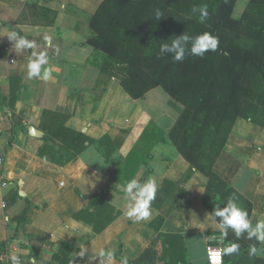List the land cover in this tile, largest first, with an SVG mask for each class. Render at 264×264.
<instances>
[{"label": "crops", "instance_id": "1", "mask_svg": "<svg viewBox=\"0 0 264 264\" xmlns=\"http://www.w3.org/2000/svg\"><path fill=\"white\" fill-rule=\"evenodd\" d=\"M102 1L0 0V264H11L13 254L24 264H61L53 255L65 242L78 249L67 250L73 264H101L99 256L93 257L100 249L114 254L105 264H121L122 258L132 264L156 236L152 222L160 217L162 232L182 234L190 264H209V247L221 237L220 222L203 201L209 178L168 138L182 107L170 96L164 98L165 107H158L157 87L133 99L119 78L109 79L90 62L94 48L86 44L93 36L89 20ZM13 31L35 40L37 48L16 51L8 36ZM45 34L52 36L46 66L51 78L29 80V58L45 49ZM56 115L66 116V127L97 142L87 141L69 162L41 156L44 144L54 150L62 145L59 139H45V127ZM31 126L44 136L31 135ZM146 129L153 135L160 129L165 138L151 141L133 177L143 181L153 176L156 196L164 187L167 193L159 206L152 202L148 220L136 222L124 214L121 170ZM230 131L214 171L252 202L250 220L255 224L264 219V126L238 118ZM106 135L116 146L108 157L113 144H98ZM3 181L8 185L2 187ZM12 190L19 193L13 203ZM104 190L101 200H95ZM109 217L112 221L98 231L96 221ZM83 248L84 256H75ZM258 249L264 258V244Z\"/></svg>", "mask_w": 264, "mask_h": 264}, {"label": "trees", "instance_id": "2", "mask_svg": "<svg viewBox=\"0 0 264 264\" xmlns=\"http://www.w3.org/2000/svg\"><path fill=\"white\" fill-rule=\"evenodd\" d=\"M236 2L103 0L90 17L93 36L86 44L94 48L90 62L109 79L119 78L133 99L144 98L149 90L162 87L173 102L181 105L180 115L168 138L192 167L209 178L204 204L212 213L216 204L224 207L227 199L235 195L250 219L252 202L214 171L238 118L264 126V0H250L239 18L233 15ZM202 3L208 5L210 14L203 23L197 19L198 14H192V8ZM156 9L164 15L159 20L154 19ZM204 31L219 37L216 52H206L203 58L187 56L182 62L173 61L169 53L158 56L161 44L171 43L184 32L195 36ZM15 96L12 92L11 103ZM66 119V116L59 118L56 115L45 127L46 141L59 139L61 147L54 150L46 143L40 148L41 156L50 157L57 163L74 159L87 147V141L97 142L66 127ZM161 138H165V133L160 129L155 135L148 129L140 135L121 170L125 175L120 181L122 184L133 178L145 160L143 153L150 149L151 141ZM112 141L108 135L98 141V144H113L106 151V157L116 147ZM116 176L114 172L112 178ZM166 188L158 192L154 205L159 206L165 199ZM106 191L96 195L95 200ZM18 197V190H12L10 202H15ZM216 218L220 222V218ZM25 221L26 216H23L20 228L24 227ZM111 221V217L104 222L96 221V226L101 227L96 229L101 231ZM162 221L160 217L152 222L157 234L132 264H190L182 234L162 232ZM246 237L247 233H244L237 238L229 229L223 244L220 243L221 237L213 242L222 247L232 242L240 243V253L224 256V264H264V258L258 254L252 258L248 256V246L255 243L259 248L260 243L255 238L248 240ZM76 249L65 242L53 259L68 264L67 250Z\"/></svg>", "mask_w": 264, "mask_h": 264}, {"label": "clouds", "instance_id": "3", "mask_svg": "<svg viewBox=\"0 0 264 264\" xmlns=\"http://www.w3.org/2000/svg\"><path fill=\"white\" fill-rule=\"evenodd\" d=\"M192 14L197 15V19L203 23L209 18L208 5L202 3L199 6L192 8ZM163 15L160 9L155 10L154 19L159 20ZM189 19L191 17H188ZM9 39L13 41V47L16 51L21 52L27 49H36L37 42L30 40L26 36L18 35L13 31L9 35ZM45 49L39 52L33 51L27 64L26 77L29 80L33 78H41L49 80L51 78V69L46 67L49 63L48 47H52V36L45 34L43 36ZM219 47V37L210 31H204L195 36L187 32L176 36L171 40V43H163L159 46L158 56L169 53L173 61L182 62L187 56L203 58L206 52H216ZM60 49L55 48L58 54ZM158 184L153 176L141 181L135 177L128 179L121 185L123 193L122 199L125 206V215L127 218L136 222L148 220L152 215V202L156 199ZM119 207V205H116ZM213 217L220 218L219 229L221 232L220 243L223 244L228 236V230L231 229L237 238H240L244 233H247V239L264 244V219L257 220L253 224L249 219L248 211L240 205L235 195L230 196L224 207L216 204L211 214ZM241 245L238 242H232L223 246L222 250L211 253L213 264H222L223 256H232L239 254ZM87 249H81L75 256H84ZM260 249L256 244L248 246V256L255 257ZM95 256L101 258V264L110 262L113 259L111 250L100 249ZM92 257V258H93ZM11 264H23V261L16 254L11 255ZM73 264V259L70 261ZM121 264H128L127 258H122Z\"/></svg>", "mask_w": 264, "mask_h": 264}, {"label": "rangeland", "instance_id": "4", "mask_svg": "<svg viewBox=\"0 0 264 264\" xmlns=\"http://www.w3.org/2000/svg\"><path fill=\"white\" fill-rule=\"evenodd\" d=\"M250 0H237L236 5L234 6V17L239 18L242 13L245 11L246 6H248ZM157 94H155L158 107H165L167 105L164 98H169V95L166 93V91L162 87H157L154 89Z\"/></svg>", "mask_w": 264, "mask_h": 264}, {"label": "built area", "instance_id": "5", "mask_svg": "<svg viewBox=\"0 0 264 264\" xmlns=\"http://www.w3.org/2000/svg\"><path fill=\"white\" fill-rule=\"evenodd\" d=\"M0 126H1V122H0ZM4 164V157L2 155H0V166ZM8 185V182L7 181H3L1 183V186L4 187V186H7ZM222 246L221 245H213V246H210L209 247V250H208V260H209V264H213V260H212V255L211 253L214 252V251H218V250H222ZM20 257V256H19ZM20 259L22 260V257H20ZM23 261V260H22ZM24 264V263H23ZM222 264H224V256L222 257Z\"/></svg>", "mask_w": 264, "mask_h": 264}, {"label": "water", "instance_id": "6", "mask_svg": "<svg viewBox=\"0 0 264 264\" xmlns=\"http://www.w3.org/2000/svg\"><path fill=\"white\" fill-rule=\"evenodd\" d=\"M30 134L36 137H43L44 136V132L39 130L38 128L31 126L30 129Z\"/></svg>", "mask_w": 264, "mask_h": 264}]
</instances>
